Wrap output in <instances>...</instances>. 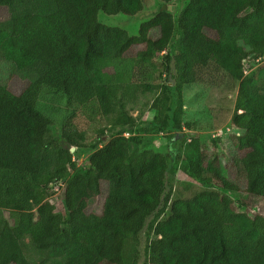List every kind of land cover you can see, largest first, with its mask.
I'll list each match as a JSON object with an SVG mask.
<instances>
[{"label":"trees","instance_id":"obj_1","mask_svg":"<svg viewBox=\"0 0 264 264\" xmlns=\"http://www.w3.org/2000/svg\"><path fill=\"white\" fill-rule=\"evenodd\" d=\"M158 1L133 36L98 14L133 17L142 0H0V58L26 82L19 94L0 83V264H264V216L239 211L264 201V64L244 75L264 60V0ZM133 49L127 77L106 71ZM195 84L235 93L229 163L183 123ZM149 94L152 118L132 116ZM156 135L165 154L139 150ZM177 171L204 189L172 201ZM60 182L66 216L49 200ZM103 183L100 214L87 212ZM224 218L242 223L232 241ZM5 238L22 257L7 261Z\"/></svg>","mask_w":264,"mask_h":264},{"label":"rangeland","instance_id":"obj_2","mask_svg":"<svg viewBox=\"0 0 264 264\" xmlns=\"http://www.w3.org/2000/svg\"><path fill=\"white\" fill-rule=\"evenodd\" d=\"M144 4L143 11L133 17H126L123 15H118L114 17H106L105 15L99 13L98 20L100 23L108 26H115L122 28L128 32L129 35H137L140 25L154 16L156 11L161 7L160 2L158 0H142ZM186 0H180L181 6ZM174 3L168 6L170 12L174 11V7L176 6ZM4 13L3 11L1 12ZM136 49L130 50L126 56L122 60L115 61V64L111 67H108L106 71L108 73H113L115 71L124 72L125 77L127 74L132 71L135 67L134 55L136 53ZM227 56L226 51H222L219 53L216 63L219 65L223 57ZM154 63L158 66L159 60L156 59ZM264 64V60L258 62H248L245 65L244 75H247L248 72L252 68H257ZM150 70V69H149ZM150 77L156 79V82H161L163 80V76L158 74V71H149ZM148 77V76H145ZM0 83L5 85L10 91L14 94H19L26 87V82L19 80L17 77L11 74L10 64L3 59L0 58ZM151 95L149 94L146 98L140 101L137 107L131 111L132 116H140L142 120H149L152 118V113L149 111V103H150ZM235 100V93L225 92L218 88H212L206 84H195L192 86H188L184 88V116L183 123L193 124L195 127V131L200 134L202 140L208 145L213 146L214 142L216 145V150L220 154L221 160L229 163V160L234 157H239L238 153L233 149L231 143L235 138L239 137V132L230 126V117L233 111V105ZM147 104L146 107L142 106ZM61 113L57 114L55 118L57 123L65 120L70 112L65 111L64 105H60ZM95 128H102V125H93V126H84V130L86 131L87 141L88 143L95 138ZM146 141L139 147V150H150L154 153L165 154L168 151V148L165 144L164 139L161 135L156 136H147ZM75 151V150H74ZM73 151V152H74ZM84 155H80L79 157H73L77 166L82 162L85 158ZM230 172L228 169L227 173ZM234 174V173H232ZM238 176V175H237ZM229 177L234 178L232 175ZM249 175L247 176H238L236 178L237 184L243 188L246 185V181L248 180ZM244 179V181L242 180ZM174 181L181 183L180 185L174 186L175 194L172 196V201L177 199H189L192 198L197 192L204 189V187L196 185L192 183L183 173L177 171L174 175ZM187 184V185H185ZM102 193L98 196L94 202L88 207L87 212H92L96 214H100L102 209V203L105 199L106 194V185L105 183L101 184ZM53 195V196H52ZM61 192L59 194L54 192L51 194L49 200L56 205V211L65 214L62 209L61 202ZM240 212L254 215V214H262L264 216V201L254 200L253 210L245 211L244 209H239ZM66 216V214H65ZM4 217L9 220L10 225H12V219L9 218L8 213H4ZM241 222L229 220L224 218L223 220V237L226 241L234 240L239 233L241 228ZM144 243V242H143ZM142 243V245H143ZM2 251L6 255V259L8 262L12 260H17L22 257L19 247L16 243L12 242L9 238H5ZM45 264H59L58 260H46ZM108 264V263H102Z\"/></svg>","mask_w":264,"mask_h":264},{"label":"built area","instance_id":"obj_3","mask_svg":"<svg viewBox=\"0 0 264 264\" xmlns=\"http://www.w3.org/2000/svg\"><path fill=\"white\" fill-rule=\"evenodd\" d=\"M73 161H74V159H73ZM62 188H63V183L60 182L59 184H57L55 186V188L53 189V193L52 194H54V192H56V194L57 193L59 194V192H62Z\"/></svg>","mask_w":264,"mask_h":264},{"label":"water","instance_id":"obj_4","mask_svg":"<svg viewBox=\"0 0 264 264\" xmlns=\"http://www.w3.org/2000/svg\"><path fill=\"white\" fill-rule=\"evenodd\" d=\"M74 150H75V148H73V147L70 148L71 153H73Z\"/></svg>","mask_w":264,"mask_h":264}]
</instances>
